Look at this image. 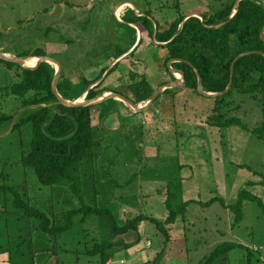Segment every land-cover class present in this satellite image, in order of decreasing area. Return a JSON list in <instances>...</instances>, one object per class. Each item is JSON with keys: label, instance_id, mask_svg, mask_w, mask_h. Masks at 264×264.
I'll return each mask as SVG.
<instances>
[{"label": "rangeland", "instance_id": "1", "mask_svg": "<svg viewBox=\"0 0 264 264\" xmlns=\"http://www.w3.org/2000/svg\"><path fill=\"white\" fill-rule=\"evenodd\" d=\"M226 1L228 0L217 3L214 0H113L116 4L131 2L139 10H144L147 6L152 12L150 21L154 26L156 22L165 26L164 23L171 22L179 15L194 13L201 16L206 12L213 14ZM90 3H98V0H0V44L3 48L14 44L21 49L31 46L34 49L37 43L36 46L45 50L46 56L60 62L64 71L66 62L71 59L79 71L76 76L91 77L89 81H92L107 63L101 65V68H90L89 65L102 62V56H115L116 47L127 49L134 40V29L128 16L123 18L125 23H118L113 16L106 23L105 19L104 27L99 29L96 23L99 19L94 18L95 9L93 12L86 9V4L89 6ZM61 5H66L69 9H61ZM113 8L114 6L111 12ZM47 28L51 32L45 37L44 31ZM137 29L141 32L142 42L135 51L133 50L138 42L132 49L130 66L139 76L143 72L144 78L158 88L163 82L172 79L168 62L165 63L166 51L159 47L160 42L155 41L154 35L150 36L141 25H137ZM31 34L36 38V41L33 40L34 44ZM85 34L90 44L85 40ZM109 36L113 38L110 39ZM56 38L58 39L55 40ZM66 40H71V43L67 45ZM92 44L94 45L91 46ZM6 54L15 57L13 52ZM83 54L88 55L86 59H80L79 56ZM126 65L125 61L120 63L106 79H112L113 83L119 81V86L115 89L120 92H125L126 85L133 81L130 74L126 73ZM76 76L74 74L72 77L77 78ZM117 76L120 78H115ZM256 95L257 98H252L250 94L233 89L217 99L204 96L195 89L172 88L170 93H162L146 111L125 118L122 122L124 126L113 131V140L117 141L110 144L106 155L107 159L113 161L114 172L118 174L120 183L128 182L124 191L117 192L122 194L126 191L127 195H138L137 208L119 201L110 202L101 196L96 199V205L109 208L120 225L138 214L163 221L168 216L167 190L172 191L171 195L178 193L180 198L177 196L171 200L174 209L181 205V201H192L182 211V215L177 216L174 224L166 225L171 251L179 252L183 258L177 264H200L222 243H233L235 247L228 252L226 261L215 264H248V257L252 264H264V210H261L257 201L244 200L240 210L242 218L236 222L235 213L227 207L237 201L241 190L250 191L264 204V138L252 132L264 122V95ZM101 107L102 110L106 107L110 109V101ZM219 113L226 119L237 117L243 125L239 123L221 127L212 124L210 117ZM94 120L96 123L99 121ZM29 136L25 127L12 131L11 126H5L0 131V184L5 182L18 189L27 186L32 203L33 199H47V203L40 206H46L42 209L49 213L50 188L39 184L34 172L21 163L23 153L30 146ZM103 137L106 141L107 137ZM107 159L102 160V164ZM179 182L181 186L178 192L173 189V184ZM91 192L85 194L87 205H91V199L94 198ZM11 200L12 196L9 200L0 201V243L6 248L0 253V264L18 263V259L15 258L14 261L10 258L14 254L13 250L26 251L24 246L27 243L22 242L24 235H29L30 244L35 239L39 240L34 236V227L29 229L15 223ZM59 201L56 208L58 210L64 206L69 209L76 204L81 205L79 200L77 202L76 198H71L64 191ZM105 220L92 217L84 225H77L70 234V240H65L66 234L59 237L57 247L51 250L49 256L43 259L37 253L36 263L46 264L49 261L52 264L53 252L59 251L53 258L54 263L58 256L59 259L63 257V263L83 264L88 257L82 253L86 248H91L93 238L100 241L109 238L108 241L114 244L133 243L131 247L116 252L119 253L116 257L114 255L117 259L124 258L126 264H137L132 259L135 254L143 257L140 261H144V258L153 260V256L156 257L158 253L165 254L164 243L167 241L150 221L139 224L136 233L116 236L111 232L108 222L102 223ZM8 227H12V231L7 235ZM66 248L72 249L74 255L65 254ZM162 260L164 261V257ZM151 262L159 264L158 261Z\"/></svg>", "mask_w": 264, "mask_h": 264}, {"label": "trees", "instance_id": "2", "mask_svg": "<svg viewBox=\"0 0 264 264\" xmlns=\"http://www.w3.org/2000/svg\"><path fill=\"white\" fill-rule=\"evenodd\" d=\"M236 1H226L224 6L217 9L214 14L201 15L202 20L194 16L179 15L171 22L164 23L165 26L157 22L154 26L151 23L152 12L146 6L144 10L140 9V13L143 15L129 17V22L141 25L150 36L154 35L156 30L155 41L165 43L158 44L166 51L165 63L171 59L174 60L175 62L171 66L184 73L185 86L182 88L197 90L198 75L196 70L201 76L205 91L220 92L226 88L229 82L231 62L237 54L248 51L264 53V42L260 38V33L264 28V0H241L235 7ZM91 10L93 12V8L89 11ZM234 10L236 13L231 16ZM185 18L187 19L184 21ZM50 32L51 29L47 28L44 31V36L47 37ZM33 40L36 41L35 35L31 34V41L33 42ZM65 42L69 45L71 40ZM36 44L34 49H31L32 46L21 49L14 44H9L7 48H3L0 44V48L3 53L13 52L15 57L21 59L46 56L45 50ZM120 52L119 49H116L115 56H102V62L94 63L99 66L107 62V65L100 69V73L92 81L84 77L78 78L76 76V73L79 72L77 66L71 59H68L66 71L62 68L57 86L60 95L68 100L77 99L91 84L102 78L111 61L116 59ZM79 57L83 59L85 55ZM119 64V61L115 63L108 70L104 79L108 78L119 67ZM54 74L53 66L46 62L40 63L35 69H29L0 59V131L5 126L7 128L11 126L12 131L22 127L26 128L31 140L28 151L22 155L21 163L34 172L39 184L50 188L49 194H51L50 211L47 213L48 211L42 209L46 206H40V204L47 203V199H33L35 203H32V199L27 193V186L18 189L15 186L6 185L5 182L0 184V201L2 199L3 201L9 200V197L12 196L11 205L14 208L12 216H14L15 223L29 229L34 227V236L39 238L30 244L31 238L29 235H24L22 242L23 244L27 243L24 246L26 251L24 249L16 252L13 250L14 254L10 259H14V261L18 259L17 264H37L35 261L37 253L41 258H46L51 254V250L57 247L56 243L59 237L66 234L65 240H70V234L74 232V227L84 225L92 217L100 220L106 219L102 223L108 222L112 228L111 232L116 236L126 235L130 232L136 233L138 225L148 220L168 241L169 234L166 225L174 224L177 216L182 215V211L192 200L181 201V205L174 209L171 200L177 196L180 198V194L171 195L172 191L167 190L168 216L166 219L161 221L153 216L138 214L134 218L126 220L123 225L118 223L115 214L111 213L109 208L97 206L96 199L101 196L110 202L119 201L131 208H137L138 195H127L126 191L122 194L117 192L118 190L124 191L128 187V182L120 183L118 174L114 172L113 161L107 159L106 154L110 144L116 143L117 140H113L115 136L104 134L100 123H95V116H93L95 105L71 108L58 103L52 92ZM74 74L77 78L72 77ZM103 81L87 91L86 99L94 98L104 92L118 91L109 89V86L104 85L106 80ZM130 87L133 93L131 100L136 103L149 99L155 92L145 79L131 84ZM233 89L240 93L250 94L252 98L254 96L257 98L256 93L264 95L263 55L247 54L236 61L233 83L225 95ZM170 91L171 89H166L162 93L167 94ZM218 97L222 96L216 98L218 99ZM111 100H106L98 106L105 105L109 101L112 102L113 100ZM107 114L108 110L103 109L99 111L97 117L101 121ZM210 120L212 124L221 127L239 125V123L243 125L239 118L226 119L221 113L212 115ZM252 132L263 139L264 122L254 128ZM142 133L140 134L142 135ZM102 135L107 137L106 141ZM104 159H107V162L102 164ZM177 180L179 179L177 178ZM180 186L181 182L173 184V189L179 192ZM62 191L69 193L71 198H76L77 202L79 200L81 205L77 206L76 204L69 209L65 206L60 210L56 209L60 203ZM89 192L94 196L91 199V205L85 204V194L88 195ZM244 200L257 201L261 210H264V204L259 197L248 190H241L238 193L237 201L227 205L229 210L235 213L236 222L242 218L240 210ZM66 201L68 202V200ZM11 228H7V235L12 231ZM30 235L32 237V233ZM26 238H29L28 242H25ZM108 239L100 241L93 238L91 248H86L82 253L88 257L83 264H111L116 252L133 245V243L114 244ZM6 241H8V237ZM33 245H35L34 248ZM234 247L233 243L219 244L200 264H215L227 260L228 252ZM4 249L6 248L0 243V253ZM33 250L37 252L35 253ZM57 252H53V258ZM64 252L74 255L72 249L66 248ZM53 258L52 264H70L63 263V257L59 259L58 256L54 263ZM247 263L252 264L249 257ZM11 264L14 263L11 262ZM46 264H49V261Z\"/></svg>", "mask_w": 264, "mask_h": 264}, {"label": "crops", "instance_id": "3", "mask_svg": "<svg viewBox=\"0 0 264 264\" xmlns=\"http://www.w3.org/2000/svg\"><path fill=\"white\" fill-rule=\"evenodd\" d=\"M109 2V3H108ZM112 6H114L112 12H111V8ZM57 7V6H56ZM61 8L63 10H67L68 7L66 5H61ZM94 10V18L95 19H99L96 23L99 25V29H102L104 27V24L106 23V21H108L109 18H112V16L114 17V19L118 22V23H125L124 21V17H133V16H140V15H143L140 13V10L135 7L131 2H121L119 4H116L115 2H113V0H98V3H90L89 6H87L86 4V9H92ZM194 15V14H192ZM190 16V15H189ZM199 16V15H198ZM106 19V20H105ZM103 20H105V23L103 24ZM132 24V28L134 29V40L132 42V44L125 50H122L121 48H114L115 49V52H116V49H119L121 52L119 53L120 55L118 57H116V59H113L111 61V64H109V67L108 69L105 71L104 75L102 76V78H100L99 80H97L95 83L91 84L89 89L90 88H93L95 85L99 84L100 82H102V80H106V78L104 79L106 73L108 72V70L110 69V67H112V65H114L115 63H117V61H119L121 64L123 61L127 62V65L124 66L126 68V73L128 74H131L130 76L132 77L133 81L130 83V84H127L126 87H125V92H120V91H117L115 89V87H118L119 86V81L118 82H111V80H106L104 85L106 86H109L111 90H116L117 92H119L120 94H123L124 96L132 99L133 98V93H132V89L130 87L131 84L133 83H137L139 82L140 80L142 79H145L144 78V73L141 72L140 73V76L137 75V72H135V70H132L131 66H130V59H129V56L131 54H133V51H135L137 49V47H139V45L141 44L142 42V39H141V32L138 31L137 29V25L136 24ZM102 26V28H100ZM155 32L156 30L154 31V38H155ZM110 39L113 38V36H109ZM85 40L89 41V38L87 37V35L85 34ZM139 43L137 44V46L135 47L136 43ZM88 44H90V41L88 42ZM159 44V43H158ZM94 44H92L91 46H93ZM135 47V48H134ZM134 48V50L132 51V49ZM132 51V52H130ZM117 54V53H115ZM84 55V54H83ZM88 55H85V59ZM110 57V56H109ZM136 63V61H134ZM95 62L91 63L89 66L90 68L92 67H99L101 68L100 66L103 65H99V66H96L94 65ZM107 63V62H105ZM104 67V66H103ZM134 67V66H133ZM90 71H93L90 70ZM94 73V72H93ZM125 73V72H124ZM139 74V73H138ZM83 75V73H82ZM172 79L171 81L168 80L166 81L165 83L167 82H172L173 79H174V75L171 73L170 74ZM137 76H139L137 78ZM176 76V75H175ZM84 78L86 79H92L91 77L88 78L86 76H83ZM117 79L120 78V76H117L115 77ZM113 78V79H115ZM138 79V81H137ZM146 80V79H145ZM103 81V82H104ZM110 81V82H109ZM149 82V81H147ZM164 82L162 84H160L159 86H157L158 88L160 86H163L165 84ZM150 84V83H149ZM151 88L155 90L158 89V88H155V86L153 84H150ZM89 89H87L86 91H88ZM127 90V91H126ZM84 92L81 96H79L78 98L79 99H84L86 98V94L87 92ZM113 101L110 102L111 103V107L109 109V107H106L104 109H107L108 110V114L100 121H98L97 123H100L101 125V128H102V131L104 132V134H108L110 136H113V131L114 130H117L121 125H123V121L125 120V118H131L132 116L135 115V113L137 112H134L131 110V108L127 105H125L122 101L118 100V99H112ZM146 101V100H144ZM144 101H141V104H144ZM140 103V102H139ZM99 104H96L93 108V116H95L94 119H98V114H99V111L102 110V107L101 106H98ZM123 119V120H122ZM95 123H96V120H95ZM124 126V125H123ZM133 131H136V130H133ZM109 152V151H108ZM166 246H165V254L164 252H162V255H160V253L157 254L156 257L153 256V260H149L148 258H144V261H140L141 258L143 257H140L139 254H135L132 256V259L134 261H137V264H143V263H146V264H152L151 261H158L157 263L159 264H177L179 260L183 259L181 258L182 255H179V252L178 253H174L171 251L170 249V241H167L166 243H164ZM151 247V245H150ZM138 249V248H137ZM164 251V250H163ZM119 255V253L115 254V257ZM113 258L112 261H111V264H126V260L124 258ZM164 257V261L162 260ZM146 259V260H145ZM166 259H167V262H166ZM226 261V260H223V262ZM221 262V263H223ZM226 263V262H225Z\"/></svg>", "mask_w": 264, "mask_h": 264}, {"label": "water", "instance_id": "4", "mask_svg": "<svg viewBox=\"0 0 264 264\" xmlns=\"http://www.w3.org/2000/svg\"><path fill=\"white\" fill-rule=\"evenodd\" d=\"M241 0H237L235 7L238 6L239 2ZM236 13V10L233 11V14L231 16H233ZM192 16V15H190ZM188 16V17H190ZM194 17H197L199 19L202 20L201 16L198 15H193ZM187 17V18H188ZM185 18L184 21L187 19ZM183 21V22H184ZM183 24V23H182ZM260 38L261 40L264 42V28L262 29L261 33H260ZM159 44H165V43H159ZM247 54H260L264 56V53H262L261 51H248V52H243V53H239L236 55V57L233 59V61L231 62V66H230V79L229 82L226 86V88L223 91L220 92H207L203 89L202 86V79L201 76L198 74V72L195 70V72L197 73L198 77H197V91L204 95V96H208V97H217V96H223L225 95L229 89L232 86L233 83V76H234V66L235 63L238 59H240L241 57H243L244 55ZM0 59L3 61H8V62H13L19 66L25 67V68H29V69H35L39 66L40 63L42 62H46L48 64H50L51 66L53 65L55 68V74H54V78L52 81V92L54 93L55 97L57 98V102L67 106V107H78V106H90V105H96V104H100L106 100L109 99H118L120 101H122L125 105L129 106L134 112L140 113L143 111H146L158 98V96L166 89H172V88H182L183 86H185V78H184V73L180 70L174 69L171 64L173 62H175L174 60H169L168 61V68L169 71L174 75V79L172 82H167L165 83L163 86H160L156 92L146 101H144V104L141 103H136L133 100H131L130 98L119 94L117 92H104L100 95L95 96L94 98L91 99H82V100H68L63 98L60 93L57 90V86H58V82L60 79V75L62 73V66L60 64V62L58 60H55L52 57L49 56H39V57H35L36 59V63L33 66H27L25 64V60L21 59V58H17V57H11L8 56L6 53H3L0 49ZM175 74H178L179 77L175 76ZM89 89V88H88ZM87 92V91H86ZM85 94V93H84Z\"/></svg>", "mask_w": 264, "mask_h": 264}, {"label": "bare ground", "instance_id": "5", "mask_svg": "<svg viewBox=\"0 0 264 264\" xmlns=\"http://www.w3.org/2000/svg\"><path fill=\"white\" fill-rule=\"evenodd\" d=\"M26 59H28L29 62H26L27 61ZM24 60H25L26 65L32 64L31 66H33L36 63V59L34 57H28V58H25ZM176 75H178V74H176ZM78 100H82V99H78Z\"/></svg>", "mask_w": 264, "mask_h": 264}, {"label": "flooded vegetation", "instance_id": "6", "mask_svg": "<svg viewBox=\"0 0 264 264\" xmlns=\"http://www.w3.org/2000/svg\"><path fill=\"white\" fill-rule=\"evenodd\" d=\"M218 1H220V0H214L215 3H217ZM207 9H209V7H208ZM213 14H214V13H213ZM204 15H205V16H210V15H212V14H207V12H206Z\"/></svg>", "mask_w": 264, "mask_h": 264}]
</instances>
